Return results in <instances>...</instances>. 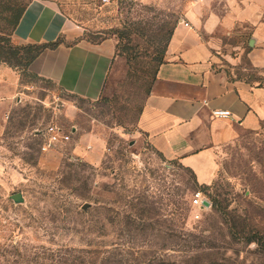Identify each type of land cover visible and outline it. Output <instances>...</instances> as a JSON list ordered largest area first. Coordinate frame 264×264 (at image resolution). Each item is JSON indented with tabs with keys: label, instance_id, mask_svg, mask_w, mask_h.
Segmentation results:
<instances>
[{
	"label": "rangeland",
	"instance_id": "1",
	"mask_svg": "<svg viewBox=\"0 0 264 264\" xmlns=\"http://www.w3.org/2000/svg\"><path fill=\"white\" fill-rule=\"evenodd\" d=\"M52 1L78 33L64 42L112 39L116 49L95 99L9 66L17 80L0 94V264H264L244 239L264 235V122L216 151L210 184L138 128L146 93L133 75L193 0ZM250 35L246 24L222 35L214 68L264 85ZM48 125L69 139L43 150ZM196 191L208 206L191 205Z\"/></svg>",
	"mask_w": 264,
	"mask_h": 264
},
{
	"label": "crops",
	"instance_id": "2",
	"mask_svg": "<svg viewBox=\"0 0 264 264\" xmlns=\"http://www.w3.org/2000/svg\"><path fill=\"white\" fill-rule=\"evenodd\" d=\"M174 26L164 62L146 95L138 128L152 148L192 169L200 184L214 179L216 151L233 143L244 130L264 122V85L229 80L214 68L221 37L238 24L250 27L248 59L264 73V0H193ZM188 22V26L184 24ZM52 0H31L14 28L16 44L54 41L77 35ZM115 53V41L62 42L42 51L29 71L60 90L95 99L102 92ZM17 76L0 64V94L12 92ZM225 109L228 117H217ZM76 153L93 157L80 147Z\"/></svg>",
	"mask_w": 264,
	"mask_h": 264
},
{
	"label": "trees",
	"instance_id": "3",
	"mask_svg": "<svg viewBox=\"0 0 264 264\" xmlns=\"http://www.w3.org/2000/svg\"><path fill=\"white\" fill-rule=\"evenodd\" d=\"M30 1L31 0H0V19L3 21L4 25H6L7 29H9L8 38L0 36V62H4L8 66L22 69L32 74L29 71L31 62L45 49L54 48L64 41L61 37H58L54 41L42 43L16 44L12 42L11 34ZM176 23L177 21L167 32L163 44L156 48V54L145 61L146 67L141 68L139 73L135 72L133 75L134 82L138 87L144 89L146 95L149 93L151 84L155 80L158 67L164 62L166 47L170 41ZM3 39L6 42L5 44H1V40ZM127 59L131 61L133 57L127 54ZM245 82L251 83L250 81ZM258 84L261 85L260 83ZM216 202L217 200L215 199L211 201L212 207H216ZM244 239L247 243L255 242L259 250L264 253V235H258L256 233L248 234Z\"/></svg>",
	"mask_w": 264,
	"mask_h": 264
},
{
	"label": "built area",
	"instance_id": "4",
	"mask_svg": "<svg viewBox=\"0 0 264 264\" xmlns=\"http://www.w3.org/2000/svg\"><path fill=\"white\" fill-rule=\"evenodd\" d=\"M182 21V19L180 20ZM186 26H188V22H184ZM212 114L217 117H228L230 112L225 109H214L212 110ZM42 137H44V144L42 145V149L45 150L48 146L65 142L69 139V135L65 133V131L56 125H48L43 132H41ZM205 199L202 197V193L200 191H196L192 194L191 205L196 207H204L203 201ZM197 217L198 215L195 214Z\"/></svg>",
	"mask_w": 264,
	"mask_h": 264
},
{
	"label": "water",
	"instance_id": "5",
	"mask_svg": "<svg viewBox=\"0 0 264 264\" xmlns=\"http://www.w3.org/2000/svg\"><path fill=\"white\" fill-rule=\"evenodd\" d=\"M17 198H19V195H17L16 200H17ZM209 204H210L209 201H207V200L203 201L204 206H208Z\"/></svg>",
	"mask_w": 264,
	"mask_h": 264
}]
</instances>
